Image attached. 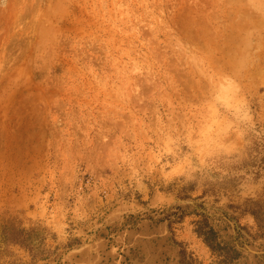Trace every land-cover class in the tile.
Segmentation results:
<instances>
[{
  "label": "rangeland",
  "instance_id": "obj_1",
  "mask_svg": "<svg viewBox=\"0 0 264 264\" xmlns=\"http://www.w3.org/2000/svg\"><path fill=\"white\" fill-rule=\"evenodd\" d=\"M0 264H264V0H0Z\"/></svg>",
  "mask_w": 264,
  "mask_h": 264
},
{
  "label": "trees",
  "instance_id": "obj_2",
  "mask_svg": "<svg viewBox=\"0 0 264 264\" xmlns=\"http://www.w3.org/2000/svg\"><path fill=\"white\" fill-rule=\"evenodd\" d=\"M198 231V234L204 239L205 243L209 248H211L217 255L220 254L219 248L221 246V243L217 239V232L214 230V228H200Z\"/></svg>",
  "mask_w": 264,
  "mask_h": 264
}]
</instances>
